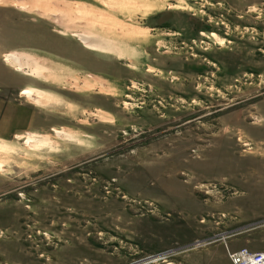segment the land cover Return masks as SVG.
Masks as SVG:
<instances>
[{"label":"rangeland","instance_id":"obj_1","mask_svg":"<svg viewBox=\"0 0 264 264\" xmlns=\"http://www.w3.org/2000/svg\"><path fill=\"white\" fill-rule=\"evenodd\" d=\"M23 87L28 136L0 138V264L264 250V0H0V98Z\"/></svg>","mask_w":264,"mask_h":264},{"label":"crops","instance_id":"obj_2","mask_svg":"<svg viewBox=\"0 0 264 264\" xmlns=\"http://www.w3.org/2000/svg\"><path fill=\"white\" fill-rule=\"evenodd\" d=\"M24 88L18 93L17 102L14 100L6 101L0 98V138L2 139L9 140L16 136H28L27 133L30 129L25 128L23 125L26 119H31L32 114H29L28 106L20 99Z\"/></svg>","mask_w":264,"mask_h":264},{"label":"bare ground","instance_id":"obj_3","mask_svg":"<svg viewBox=\"0 0 264 264\" xmlns=\"http://www.w3.org/2000/svg\"><path fill=\"white\" fill-rule=\"evenodd\" d=\"M46 2V1H45ZM55 8V7H54ZM78 36H80V38L82 39V40H84L85 42H88V43H90V44H93L91 41L92 40H90V38L88 39V36H86V35H84V34H81V33H79V34H77ZM211 35H213V36H217V34L216 33H212ZM93 42H95V41H93ZM89 44V45H90ZM88 45V44H87ZM28 56V55H27ZM26 57V54H21V56L20 57H17L15 54H7L6 55V61H8L9 63H11L12 65H14L15 63H17L18 62V60H20L21 58H25ZM20 58V59H19ZM32 58V57H31ZM31 58H29V59H31ZM26 59V58H25ZM21 60H23V59H21ZM24 62L23 63H27L25 60H23ZM17 66H16V68L18 69V70H21L23 67H22V64H16ZM35 66H37L36 67V69L30 74L31 76H33V77H37V78H39V77H42V76H44L45 74H44V72L46 71V70H48V69H46V67L44 66V65H39V64H36L35 63ZM42 68H43V70H42ZM23 93L25 94V95H27V96H29V97H34V91L32 90V89H30V88H27V89H25L24 91H23ZM37 94V93H36ZM39 94V93H38ZM48 96L49 95H46V97L48 98ZM45 97V98H46ZM50 97V96H49ZM35 98V97H34ZM40 98H44V97H40ZM39 98V99H40ZM33 99V98H32ZM49 99V98H48ZM42 100H44V99H42ZM45 101H47V100H45ZM59 103V102H58ZM38 104V103H37ZM40 104V103H39ZM41 106H42V104H41ZM60 133V132H59ZM64 138V137H63ZM66 138V137H65ZM32 141H34V139H32V138H28L27 139V143H30V142H32ZM43 141V140H42ZM44 142L45 143H47V139H45L44 140ZM47 147V146H46ZM45 147V148H46ZM48 148V147H47ZM40 149V148H39Z\"/></svg>","mask_w":264,"mask_h":264},{"label":"built area","instance_id":"obj_4","mask_svg":"<svg viewBox=\"0 0 264 264\" xmlns=\"http://www.w3.org/2000/svg\"><path fill=\"white\" fill-rule=\"evenodd\" d=\"M248 249L245 247L238 251H230L232 261L235 264H264V250L250 251Z\"/></svg>","mask_w":264,"mask_h":264}]
</instances>
